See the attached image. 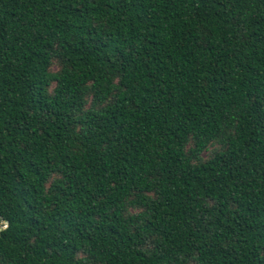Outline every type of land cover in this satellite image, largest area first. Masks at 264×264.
<instances>
[{"label": "trees", "instance_id": "1", "mask_svg": "<svg viewBox=\"0 0 264 264\" xmlns=\"http://www.w3.org/2000/svg\"><path fill=\"white\" fill-rule=\"evenodd\" d=\"M0 264H264V0H0Z\"/></svg>", "mask_w": 264, "mask_h": 264}]
</instances>
